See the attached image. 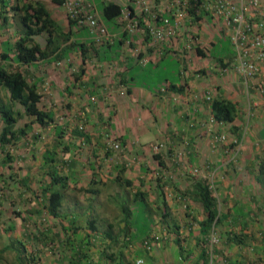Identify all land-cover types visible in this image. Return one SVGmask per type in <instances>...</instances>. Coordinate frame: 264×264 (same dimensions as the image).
<instances>
[{"label": "crops", "instance_id": "0c3cea01", "mask_svg": "<svg viewBox=\"0 0 264 264\" xmlns=\"http://www.w3.org/2000/svg\"><path fill=\"white\" fill-rule=\"evenodd\" d=\"M83 1L94 5L105 25L102 14L105 4L116 3L123 8V15L113 22L112 27L107 26L110 40L98 42L89 30L84 34L76 27L72 29L64 5L54 0H7L6 8L0 3V54L6 44L13 45L21 36L18 16L21 7L29 2H43L63 32L75 34L69 41L75 47L68 51L66 48L63 59L56 61L57 53L37 61L29 69L31 78L39 83L42 95L40 110L52 112L55 120L82 114L88 126L87 132L94 136L90 142L82 144L72 137L67 141L68 134L59 139L55 136V129L33 124L28 136L17 145L0 144V246L9 245L11 238L21 237L27 229L38 231L32 226L33 220L25 224L15 212L38 211L34 221H45L53 225L54 231H62L64 227L60 220L65 219L64 226L71 230L69 233L73 234L76 243L94 242L89 245L92 257L84 263L100 264L95 242L106 246L111 244L118 252L127 241L130 242L129 249H124V252L133 264L138 259H143L144 264H194L205 248L200 223L207 218V213L197 196L192 194L194 180H200L214 183L216 192L224 199L225 208L219 211L228 216L219 225L223 237L220 236L211 254L209 248H205L211 255L208 264H264V178L261 182L253 169H246V175L244 168L245 164L264 155V94L248 87L233 68L213 78V82L210 77L205 79L192 71L194 67L199 71L212 65L211 62H203L202 58L213 61L209 54L216 49L219 51L214 55L222 53L223 50L217 47L222 41L227 40L229 48L233 49L230 39L209 16H203L196 23L188 22L185 27L188 34L172 36L165 43L157 42L143 29L125 35L124 25L129 23L127 14L130 9H133L135 22H141L139 11L134 9L131 0ZM3 16L9 17L7 24H4ZM143 24L148 27L145 21ZM35 39L45 48L47 35ZM77 42L87 43L89 48L83 74L80 69L84 60ZM121 42L116 50L115 45ZM185 42L189 44L185 50L175 47L176 43ZM168 45L170 49H167ZM198 49L205 57L199 55ZM169 52L183 64L179 71L181 80L172 79L177 80L175 83L170 79L152 80L151 77L157 75L158 65ZM104 55L111 58L110 61L102 62ZM224 55L227 56L223 57L226 62L233 56ZM10 56L13 57V53ZM190 57L194 64H188ZM186 81L188 86L184 93L169 89L173 84L178 86ZM206 93L212 97L221 94L235 102L239 106L237 120L233 124H212L214 132L210 127L208 131L205 124L212 115L202 100ZM6 94L3 91L5 98ZM18 107L22 109L20 105ZM30 122L32 118L25 115L16 128H23ZM233 127L238 128L237 132H233ZM4 128L0 114V135ZM219 131H228L226 136L230 144H236L239 149L237 160L233 161L238 178L222 175L225 167L220 156L224 150L216 144ZM108 133L112 135L108 141L115 137L122 143L121 151L106 152L105 142L108 141L104 134ZM46 136L53 138L52 143L46 141ZM175 142H178L174 145L177 151H183L180 160L185 162V155H189L193 162L189 168L197 177L191 178L193 181L188 178H156L160 172L165 174L167 168L159 165L150 152V146ZM81 144L82 148L79 147ZM47 151H57L53 165L67 178L70 188L64 193L56 218L45 209L48 195L43 193V188L51 183V178L46 175L49 167L44 160ZM163 154L168 156V152L163 151ZM152 157L151 167L154 170L156 167L155 176L147 170L150 166L148 160ZM164 161L171 168L169 162ZM126 180L133 182L134 192L139 189L149 194L144 209L150 226L147 234L142 236L133 230L130 237H119L116 248L105 234L96 235L95 228L100 232L107 230L110 224L114 225L116 232L124 228L126 222L120 202L127 196L131 199L132 208L139 207L138 202L134 203V192L124 189ZM91 189L94 192L88 193ZM129 222L134 224L133 219ZM76 228L79 230L74 234ZM10 229L12 231H8ZM232 232L242 233V239L233 241L229 234ZM95 235L98 237L94 238ZM149 237L153 243L152 251L140 247ZM178 241L186 252L184 255ZM187 253L190 258L185 260ZM111 262L108 258L102 264ZM43 264H48L47 260Z\"/></svg>", "mask_w": 264, "mask_h": 264}, {"label": "trees", "instance_id": "16d2710c", "mask_svg": "<svg viewBox=\"0 0 264 264\" xmlns=\"http://www.w3.org/2000/svg\"><path fill=\"white\" fill-rule=\"evenodd\" d=\"M54 1L64 5L65 8L66 0ZM0 3L3 8L8 6L7 0H0ZM20 13L21 14H19L18 17L20 22L19 25L22 27V34L13 45H10V43L6 44V46H4L5 49L3 53L0 54L1 61L7 63L6 66L0 61V114L2 120L5 123V128L0 135V144L4 146L17 145L22 138L28 136L29 131L33 128V124H40L41 127L45 129H55V136L59 139H63L66 134L65 129L62 126L56 124L54 114L52 112H44L40 110L39 104L42 101V95L39 91V83L34 81V78H31L29 68L34 67L37 61L48 59L57 53L58 55L55 57L56 61L63 59V53L65 52V49L67 48L68 51L69 48L75 47L74 43H69L71 37L75 36V34L72 32H63L62 28L52 18L51 13L47 10L46 5L43 2H29L24 4L21 7ZM102 14L105 22H115L123 15V8L116 3H107L102 8ZM131 16H134L132 11ZM2 18L4 24H7L9 17L3 16ZM66 18L68 19L72 29L76 27L84 34L88 32V28L84 24L81 25L79 21L73 20L69 15L66 16ZM200 19L201 18H198L197 22H199ZM140 21L141 22H139V26L141 29H146L147 31L146 26L143 24L144 21L142 19H140ZM126 34L129 33L125 32V35ZM41 35H47L45 48H43L42 45L35 39ZM146 39L148 40V37ZM121 45L122 42L116 44L115 48H119ZM76 46L83 55L84 64L80 69L81 73L83 74L85 72L84 66L86 65L87 61L86 54L88 53L89 48L88 44L84 42H77ZM198 51L201 57H205L203 52H201L199 49ZM11 52L13 53V57L10 56V54H12ZM214 52L211 53L210 59L213 58L214 64H218V66L202 68L195 74H200L206 79V77L209 76V73L213 74L211 70L213 68L217 69L215 70L217 75H223L221 74V68H229V64L227 63L228 61L226 62L225 58H223L226 55H224L223 51L222 53L216 55H214ZM110 59L111 58L105 55L104 57H101L102 62L110 61ZM249 84L251 88L256 90L259 85L262 84L264 86V78L262 81L260 80L258 84L256 83L254 85V83L251 81ZM187 86L188 83L186 81L184 84H179L178 86L173 84L171 87L169 86V89L171 88L172 90L181 94L185 92ZM3 91L7 92L6 98L2 95ZM261 94H264V92H261ZM208 96L210 99H208ZM202 100L205 102V104H207V106H209L212 115L210 120L208 119V122L205 124V127L208 128V131L209 127L211 132L213 131L212 124H233L237 120L239 106L235 102L225 98L223 95L220 94L216 97H212L210 94L206 93ZM19 105L22 107V109H24V113L18 108ZM25 115L32 118V122L26 124L23 128L17 129L16 126L18 122L22 120ZM212 120L214 121L213 123H211ZM232 130L233 132H237L238 128L233 127ZM221 133L222 131H219V135ZM69 135L74 139L80 140L82 144L90 142L94 137L87 132V128L81 129L79 127ZM180 140H182V138ZM59 142L61 143V141ZM177 143L178 142H175L174 145ZM82 144L79 147L82 148ZM234 147L235 145L231 144L228 148L231 149ZM188 148L191 149V147ZM109 149L110 150L107 151L111 152L112 149L110 147ZM65 151L68 152L69 150L67 149ZM56 155L57 151H47V154L45 155L44 160L46 165L49 167V170L47 169L46 171V175L51 178V183L43 188V193L48 195V199H46L48 204H46L45 209L48 210L54 218L58 217L57 211L62 207V202L65 197L64 193L70 190L67 183V178L61 174V171H59L56 166L53 165V163L56 161ZM154 157L162 168H167L160 154H156ZM9 161H11V159ZM258 166V178H261L262 182V178L264 176V159L259 161ZM258 166L256 161L248 163L250 170L257 168ZM194 181L195 183L193 185L192 194L197 196L198 201L203 205V208L207 213V218L200 223V234L204 239L203 243L205 248H208V239L206 238H208L211 232L215 230V228L222 222H224L228 216H223L220 213L218 202L214 196V192L210 190L209 184L200 180ZM123 185L124 189H131L129 191L134 192L133 190L135 188L132 181L126 180L125 184ZM56 186H58V190L56 189ZM92 192H94V190L91 189V191L88 193ZM148 195V193L139 189L133 193L134 203L138 202L139 205L137 208H132L130 205L131 199H129V196H127L126 200L121 202V213L124 216V220L126 222L124 228L116 232L114 225L110 224L107 230H104L103 232H100L97 228H95V231L97 232L96 235L99 233L105 234V238L110 239L112 241V245H114L116 248L118 247V238L121 236H124L125 238L130 237L133 230H135L137 235L140 236L139 221L141 220L149 223V216L146 215V210L144 209L148 201ZM140 209L143 210H141V212L138 211L139 214L136 213L135 215V210ZM37 212L38 211H27L25 213L15 212L16 215L25 222V224L33 220V223H30H32V226L38 231L35 232V229L33 231L32 228L29 230L27 229L26 234L22 235L21 237L11 238L9 245L4 247L0 246V264H43L44 260H47L48 264H89L88 262L84 263L83 261L92 257L93 253L91 252L89 245H93L94 242L91 243L89 241L84 242V244L76 243L75 239L72 237L73 234L69 233L71 230H67L64 226L66 221L65 219L60 220V224L62 227H64L62 231H54L52 229L53 225H48V223L45 221H42L41 223L34 221L33 217L37 214ZM40 212L43 213V211ZM130 219H133V225L131 222H129ZM78 230L79 229L76 228L74 234ZM174 230V233H177V230ZM8 231H12V229ZM229 234L233 236V241H238L243 237V235H241L242 233L238 234L232 232ZM96 235L94 238L98 237ZM97 243L98 242H95V244L98 246L95 247V250L99 254V258H101V262H99L100 264L105 262V259L108 258L112 261V264H133L132 260L127 257V253L124 252V249H129L130 242L126 241L125 245L122 246L121 250L118 252L115 251L116 249H114V247L110 246L111 244L106 246L104 244L99 245ZM177 243L180 246L181 253L184 255L186 252L181 246L180 241ZM205 248L203 249L199 261H202L203 264H208L211 260V255L207 250H205ZM7 254H11V256H9L11 257V261H9L7 258ZM189 258L190 255L188 254V257L185 258V260ZM199 261L194 264H200L201 262Z\"/></svg>", "mask_w": 264, "mask_h": 264}, {"label": "built area", "instance_id": "2783aa9c", "mask_svg": "<svg viewBox=\"0 0 264 264\" xmlns=\"http://www.w3.org/2000/svg\"><path fill=\"white\" fill-rule=\"evenodd\" d=\"M131 1L134 9L139 11V17L148 24L147 32L159 43H165L167 38L178 34L182 37L188 34L189 30H185L188 22L195 23L203 16L211 17L212 21L225 32L233 47V59L227 62L229 68L235 69L247 86H250V81L255 85L264 78V0ZM64 11L66 16L69 15L81 25L87 26L98 42L110 40L109 31L101 22L93 4L83 0H67ZM131 11L133 12V9H130L127 14L129 19L127 28L134 32L141 27L138 22H135L134 16H131ZM227 69L221 68V73H226ZM257 90L264 92V86L259 85ZM208 99H210L209 96ZM213 122L212 120L211 123ZM226 137V135H219L216 138V144L225 142ZM108 145L115 152L122 150V144L116 139ZM162 148L164 145H156L154 151L156 150L159 154ZM226 151L232 155L231 162L237 160L239 149L236 144L234 148ZM209 188L212 192H216L214 183H209ZM208 239L211 254L213 246L220 240L216 228ZM144 246L147 251H152L151 239H147ZM144 263L143 259L136 260V264Z\"/></svg>", "mask_w": 264, "mask_h": 264}, {"label": "rangeland", "instance_id": "374dc122", "mask_svg": "<svg viewBox=\"0 0 264 264\" xmlns=\"http://www.w3.org/2000/svg\"><path fill=\"white\" fill-rule=\"evenodd\" d=\"M106 24H107L106 26L112 27V25L114 23L111 22V21H106ZM129 30H130V28H129ZM188 46H189V44L186 43V42L185 43H178V44L176 43V45H175V47H179L182 50H185L186 47L188 48ZM217 47L221 48L223 50V52L226 53L229 56H230V54H233V49L229 48V44H228L227 40L222 41ZM170 48L171 47L168 45L167 49H170ZM218 51L219 50H217V49L215 50V52H217V53H218ZM167 54L168 55L166 57H164L163 61L160 63V66H159L158 71H157V75L154 74L151 78H152V80H161V81H164L165 79H170L173 83H175L177 80H181L180 77H179V71L182 68L183 64L176 56H174L170 52L167 53ZM209 55H211V54H209ZM202 61L203 62H206V61L207 62H211L212 65H210L208 67H213V65H214V61H212V60L208 61V59L206 60V59L202 58ZM191 63L194 64V61L192 62V58L190 57L188 59V64L191 65ZM192 68H193V66L191 67V69ZM194 69H195V67H194ZM194 69L192 71L196 73L197 71H195ZM208 69H210V68H208ZM211 70H212L213 74L209 73L208 77H210L212 79L211 82H213V78H215L218 75L215 73V69L212 68ZM145 78H146V75H145ZM172 79H177V80H172ZM154 90L156 91V89H154ZM20 110L22 111V109H20ZM22 112L24 113V111H22ZM55 122H56V124H58L59 126H62L65 129V131H66L65 135L71 134L78 127L81 128V129H83V128L86 129L88 127L87 124H86L85 117L82 114H79L78 117H73V118L56 119ZM226 133H228V131H226V132L222 131V133L220 135H224L225 136ZM104 135L106 136V138H105L106 141H108L109 139L112 138V135H110L109 133L108 134H104ZM226 138L227 139H225V142H222V143H219V144L217 143V146H219L218 148H222L224 151H225L226 148H228L231 145L230 144V140L228 139V136ZM70 139H71V137H69V139L67 141H70ZM114 139H115V137H114ZM46 141L52 143L53 138L52 139L51 138L48 139V137L46 136ZM110 142H112V141L105 142V144L107 146V148L105 149L106 152H108L107 150H110L109 149V145H108ZM161 145H165V144L164 143H159V146H161ZM228 149H230V148H228ZM177 150L178 149H177V147L174 146V144L166 145V147L162 148V151H160L159 154L161 156L162 155L165 156L164 160L166 159L169 162L168 164L171 166V168L167 167V169L165 171V174L160 172L158 175H156L157 176L156 178H188L189 181H193V180H191V178H197L196 175L194 173H191V171L189 170V168L193 165V162H191V159L189 158V155H185V162H184V159L180 160V154L183 151L182 150L181 151H177ZM163 151L166 152V153L168 152V156H167V154L164 155ZM224 151H222V155H221L222 157L220 156V158L222 159V163H224V167H225V171L222 173V175H224V177H226V178H228V177H230V178H238L237 177L238 175L236 173L237 167L235 166V163L231 164V161H230V159L232 158V155H230V154H228L227 152H224ZM150 152L152 153L153 156H155V154H157V151L156 150L154 151V147L153 146H150ZM163 156H162V159H163ZM153 158L154 157L149 158L148 161H149L150 166L148 167L147 170H148V173H152L150 175L155 176L154 172L156 170V167H154L155 170L152 169V167H151ZM262 159H264V155H262L261 159L257 158L255 160L256 163H257V166L259 164V161L262 160ZM173 165H175V166H173ZM187 167H188V169H187ZM244 168H245V170L249 169L248 165H246V164H245ZM258 170H259V166L257 168H255V169H253L252 171H255V173L258 175ZM245 174L247 175V170H246ZM263 178H264V176H263ZM214 196H215V198H216V200L218 202V208L220 210H223L225 208L224 199L217 192L214 193ZM120 204H121V202H120ZM141 210H143V209L135 210V215H136V213L139 214L138 211L141 212ZM139 225H140V228H139V230H140L139 232L140 233L139 234H141L140 236H142L148 231L150 223H146V222L140 220L139 221ZM219 228H220V226L216 227V229L218 230L217 233H218L219 236L223 237L222 236L223 232H220ZM145 241L146 240H144V242ZM144 242H143L142 246H140L143 250L145 248ZM208 245H209V239H208ZM137 247L139 248V246H137ZM7 255H8L7 258L9 259V261H11V257H9V256H11V254H7Z\"/></svg>", "mask_w": 264, "mask_h": 264}, {"label": "clouds", "instance_id": "9594fccd", "mask_svg": "<svg viewBox=\"0 0 264 264\" xmlns=\"http://www.w3.org/2000/svg\"><path fill=\"white\" fill-rule=\"evenodd\" d=\"M65 12V11H64ZM99 14V13H98ZM134 14V13H133ZM101 19V18H100ZM102 22V21H101ZM126 22V21H125ZM103 23V22H102ZM104 24V23H103ZM129 24V23H128ZM128 24L126 23L125 25H124V27H125V32H128L129 34H132V33H134V32H131V31H129V27L127 28V26H128ZM105 25V24H104ZM106 26V25H105ZM87 27V26H86ZM88 28V27H87ZM106 28H107V26H106ZM108 29V28H107ZM88 30L90 31V29L88 28ZM109 31V30H108ZM104 41V40H103ZM102 42V41H101ZM233 56H234V53H233ZM233 56H232V58L231 59H233ZM248 87H250V86H248ZM257 90V89H256ZM257 91H259V90H257ZM260 92V91H259ZM261 93V92H260ZM227 134V133H226ZM225 134V135H226Z\"/></svg>", "mask_w": 264, "mask_h": 264}]
</instances>
